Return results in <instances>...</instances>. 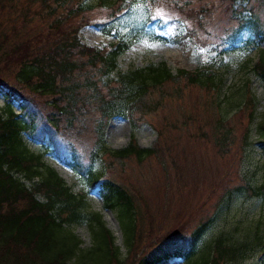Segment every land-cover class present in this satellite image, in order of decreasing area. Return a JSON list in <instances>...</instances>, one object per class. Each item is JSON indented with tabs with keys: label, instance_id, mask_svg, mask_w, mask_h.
I'll use <instances>...</instances> for the list:
<instances>
[{
	"label": "trees",
	"instance_id": "16d2710c",
	"mask_svg": "<svg viewBox=\"0 0 264 264\" xmlns=\"http://www.w3.org/2000/svg\"><path fill=\"white\" fill-rule=\"evenodd\" d=\"M229 1L233 5L236 0ZM257 1L264 6V0ZM157 3L159 0L150 1L151 5ZM187 4L191 3L175 6L183 15L195 16L202 23L207 6H190L185 12ZM123 7L124 0H0V94L5 99V109L0 113V264H158L172 258L183 259L186 264H230L243 256L245 244L220 235L200 258L192 260L197 242L212 220L209 210L205 215L207 202L222 189L213 174L228 172L237 162L239 147L246 143L257 114L253 99L240 105L237 112L239 129L242 117L246 115L248 120L237 143L230 129L233 120L225 117L218 100L205 99L202 105L194 93L215 92L213 74L186 70L173 74L162 63L110 78L119 67V57L138 40L137 32H115L117 41L102 49L83 43L79 32L91 24L106 31L127 11ZM95 9L103 11L107 19L96 20L91 15ZM258 22L255 18L243 24L252 23L249 25L255 30ZM160 25L163 30L164 23ZM255 31L257 35L263 33ZM165 33L158 37L174 41ZM255 71L264 80V48ZM174 103L187 104L192 110L182 114L185 129L181 132L187 136L182 142L170 124L174 120L165 114ZM15 105L22 114H15ZM115 117L134 125L152 118L158 134L156 147L142 148L132 137L122 150L108 148L101 132ZM23 134L43 145V154L32 153ZM92 134L97 139L95 148L88 153L90 163L84 164L87 147L81 148V143ZM44 152L71 167L91 191L100 195L105 208L116 212L125 258L102 217L90 210L86 195L76 194L44 162ZM211 154L223 160L222 168L211 165L207 171L203 167L204 158L212 159ZM160 156L173 164H169L174 173H168V184L174 186V175L182 179L172 198L173 210L165 209L164 196L155 202L146 190L120 182L111 173L115 163L132 159L145 163L162 160ZM98 159L106 160V171L91 166ZM20 176L33 182L32 188ZM230 190L231 194L240 188ZM260 190L264 191V186L249 188L253 196L261 195ZM198 220L191 236L183 237ZM77 225L88 227L91 248H82L81 239L71 229ZM162 234L161 245L151 249L155 245L151 241ZM180 235L182 242H171Z\"/></svg>",
	"mask_w": 264,
	"mask_h": 264
},
{
	"label": "rangeland",
	"instance_id": "374dc122",
	"mask_svg": "<svg viewBox=\"0 0 264 264\" xmlns=\"http://www.w3.org/2000/svg\"><path fill=\"white\" fill-rule=\"evenodd\" d=\"M96 1L92 0V2ZM150 1L124 0L123 8L126 7L127 11L119 16L114 23L108 25L106 31L91 24L83 27L79 36L83 43L102 49L117 41L115 32L118 34H125L132 30L137 32L138 40L119 57V67L110 78H114L117 73L162 63L167 64L173 74H177L179 70L200 72L206 75L213 74L217 84L215 92L207 94L206 91L200 90L194 91V93L199 95L202 105H204L205 99L213 101L214 97L218 100L222 113L228 119L233 120L231 125L233 128L230 127V129L234 130L233 138L237 143H240L244 127H247L248 122L246 115L242 117L244 118L243 126L239 129L240 126L235 122L237 112L246 101L250 98L253 99L257 114L250 126L251 131L246 143H242L239 147L237 162L232 163L230 171H221L222 176L219 173L213 174L215 183H222V189L212 199L209 196L211 200L207 202L205 215L206 210L207 212L209 210L212 220L202 232L192 260L200 258L220 235H226L239 244H245L242 249V258L230 264H264V191L260 190L261 195L259 196H253L249 191V188L258 190L264 186V128L262 127L264 125V80L255 71L260 51L264 48V6L257 0L249 2L236 0L233 5L229 0H169V3L159 0V3L155 5H151ZM176 1L178 4H175ZM184 2L191 3L186 5L185 12L193 6H207L208 9L203 14L202 23L195 16L183 15L177 6L183 5ZM91 15L100 22L107 19L105 13L100 9L93 10ZM255 18L259 21L258 29L255 30H262V34H256V31L250 26L252 23H249L250 25L243 24V21ZM160 23H164L163 30L159 28ZM164 31L165 35L173 38L174 41L159 38L158 36H161V32ZM189 108L187 104L181 106L179 103H174L172 106H168V112H165L166 115L171 116V120H174L170 121V124L175 126L173 130L177 134L178 142H180V138L182 142L187 137L181 132L185 129L183 128L184 117L182 114ZM4 109V95L0 94V113H3ZM14 109L15 114H22L17 105L14 106ZM153 121L152 118L146 117L134 125L126 118L115 117L104 126L101 132L102 141L114 151L126 148L132 137L136 138L142 148H155L158 134L152 126ZM190 132L193 134L195 130ZM23 140L32 153L43 154L45 150L43 145L35 143L26 134H23ZM96 140L95 135L92 134L87 135L82 141L81 148L85 145L87 147V156L83 158L84 164L90 163L88 153L91 148H95ZM236 146L237 144L234 147ZM211 153L215 152L211 150ZM212 154V159L204 158L203 160V167L207 171L211 165H214L215 168H222L224 163L219 156L215 155L214 158ZM233 155L235 156L236 153ZM43 160L64 179L69 187H72L76 194L86 195L90 210L102 217L106 227L113 233L116 245L121 248L123 258H125L124 237L116 212L106 209L100 195L96 191H91L82 182L78 173L62 163L59 158L44 152ZM107 162L109 163L108 158ZM169 164H172V161L166 162L164 159L150 160L145 163H139L132 159L123 163H115L111 173L117 176L115 179L120 182L133 184L134 188L146 190L155 202L164 196L165 209L173 210L174 201L172 198L178 192V187L181 188L182 179L180 180L174 175V178L177 179L174 186L168 184L170 180L167 177L168 173H174L173 170H169ZM174 165L177 166L176 163ZM91 166L96 171H106V160H95ZM191 167L193 166L191 165ZM175 171H177V167ZM105 173L108 175L107 172ZM229 177L231 181L226 182ZM22 181L28 188H32L33 182L23 178ZM230 188L231 190L240 188V190L230 194ZM39 198L42 200L41 197ZM198 223L199 220L192 223L183 237H190ZM71 229L81 239L82 248L92 247L91 234L86 225L73 226ZM164 238L165 235L162 234L153 239L151 244L155 245L151 249L159 246ZM182 238L180 235L179 238L173 239L171 242H182ZM158 264L186 263L183 259L172 258Z\"/></svg>",
	"mask_w": 264,
	"mask_h": 264
}]
</instances>
